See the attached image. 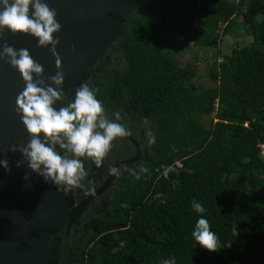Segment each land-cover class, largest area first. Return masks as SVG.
Returning a JSON list of instances; mask_svg holds the SVG:
<instances>
[{"label":"trees","instance_id":"trees-1","mask_svg":"<svg viewBox=\"0 0 264 264\" xmlns=\"http://www.w3.org/2000/svg\"><path fill=\"white\" fill-rule=\"evenodd\" d=\"M125 23L82 84L109 120L144 130L148 159L87 206L60 241L58 264H264V0H145ZM220 25L222 35L252 42L221 61L214 55L215 86L194 91L192 64L180 67L162 38L217 48ZM193 200L220 251L192 237L201 215Z\"/></svg>","mask_w":264,"mask_h":264},{"label":"clouds","instance_id":"clouds-1","mask_svg":"<svg viewBox=\"0 0 264 264\" xmlns=\"http://www.w3.org/2000/svg\"><path fill=\"white\" fill-rule=\"evenodd\" d=\"M56 17V10L45 0H0V36L7 30L14 36L23 34L36 38L40 48L50 46L56 67L60 69L62 61L57 52L60 40L54 36L61 32L62 26ZM2 49L0 59L7 58L25 82V87L16 97V110L30 138L26 145L11 146V152H19L23 156L17 167L27 162L32 171L65 194L83 188L82 182L88 175L84 158L93 161L97 167L101 166L113 142L130 135V132L122 124L108 119L102 102L87 83L75 90L72 101L64 103L66 93L62 70L49 78L50 83H46L43 66L33 59L28 49L17 50L8 44H3ZM58 102L64 106L57 109ZM119 118L117 113L116 119ZM57 145L64 151L63 156L57 151ZM0 165L11 171L7 159H0ZM109 172L118 175L119 170L112 167ZM94 191V188H89L86 194ZM192 208L201 214L192 237L205 250L220 251L223 245L204 218L206 209L203 204L193 200ZM236 232L234 227L233 233ZM123 246L121 243L120 247ZM117 251L119 249H113V253ZM163 264L176 262L175 259H166Z\"/></svg>","mask_w":264,"mask_h":264},{"label":"water","instance_id":"water-1","mask_svg":"<svg viewBox=\"0 0 264 264\" xmlns=\"http://www.w3.org/2000/svg\"><path fill=\"white\" fill-rule=\"evenodd\" d=\"M134 1L45 0L51 8L56 10V19L62 26L61 32L54 36L60 40L57 46V52L62 61L60 69L56 67L50 46L40 48L36 38L30 35L14 36L10 31L5 30L0 36V55L3 52V44L11 45L17 50L28 49L33 59L43 66V79L46 83H50L51 76L61 70L65 73L77 55L91 46L101 28L124 13L123 33L103 50L104 56L108 48L124 36L125 19L129 12L138 8L145 0H137L133 4ZM93 65L89 67V71ZM87 77L88 74L83 77L77 88ZM24 87L25 82L19 71L11 67L7 58L0 59V159H7L11 168L9 172L0 165V264H25L27 255H30L39 240L42 225L51 219L64 195L62 189H58L50 181L46 182L42 176L32 171L27 162L17 167V162L23 160V156L19 152L10 151L13 145H26L30 138L16 110V97ZM75 90L72 95H67L65 92V97L74 98ZM57 104L61 105L59 102ZM62 152L64 155L63 150ZM136 158L123 162L131 163ZM25 176L28 179H25ZM113 177L112 174L99 188L95 189L94 193L89 192L83 195L77 203L73 191L74 204L67 210L64 221L56 224L51 245L29 264L59 263L60 241L69 234L71 226L79 220L87 206L109 188ZM58 230L63 232V236L56 240Z\"/></svg>","mask_w":264,"mask_h":264},{"label":"bare ground","instance_id":"bare-ground-1","mask_svg":"<svg viewBox=\"0 0 264 264\" xmlns=\"http://www.w3.org/2000/svg\"><path fill=\"white\" fill-rule=\"evenodd\" d=\"M136 2L137 0H135L133 4ZM123 15L124 13L112 19L110 24L101 28L98 31L97 36L94 38L91 46L84 49L81 54L77 55L70 67L64 73L65 83L63 88L67 95H72L74 93V90L77 88L78 84H80V81H82L83 77L88 74L89 67L102 58V52L106 47H108V44L117 40V37L122 35L124 30V27L122 26ZM99 56L101 57L99 58ZM61 106L62 105L56 104L55 107L59 109ZM57 151L61 154V156H63L62 149H60L58 145ZM73 191L74 190L67 194L64 193L62 201L56 207L51 219L42 225L39 240L30 255H27L25 264H29L37 256L42 255L47 247L51 245L53 241L52 234L56 224L64 221L67 210L74 204L72 202Z\"/></svg>","mask_w":264,"mask_h":264},{"label":"rangeland","instance_id":"rangeland-1","mask_svg":"<svg viewBox=\"0 0 264 264\" xmlns=\"http://www.w3.org/2000/svg\"><path fill=\"white\" fill-rule=\"evenodd\" d=\"M236 1V0H232ZM238 17V21H240ZM197 22H194L196 24ZM126 24V23H125ZM222 25L219 26V33L221 31ZM242 33V30H238ZM252 42V37L242 35L240 37H230L224 36L220 33L218 39L217 48H196L193 45V41L185 37L174 38L171 34L166 33L162 38V46L170 51L172 55L176 58L178 65L184 67L186 65L192 64L193 70L196 73V77L192 80L191 86L194 91H200L207 88H213L215 84L209 79V69L210 65L214 60V55H219L217 61H221L222 56L230 55L234 49H240L249 45ZM91 71V70H90ZM88 72V76L91 72ZM73 97H65L64 103L72 101ZM213 116V112L211 117ZM204 122H207V118L204 117ZM143 141H146V135ZM260 155L264 158V147H260ZM222 171V168H218ZM63 236V232L58 230L56 232V240Z\"/></svg>","mask_w":264,"mask_h":264},{"label":"flooded vegetation","instance_id":"flooded-vegetation-1","mask_svg":"<svg viewBox=\"0 0 264 264\" xmlns=\"http://www.w3.org/2000/svg\"><path fill=\"white\" fill-rule=\"evenodd\" d=\"M101 59L98 60L97 62H101ZM96 63H94V65H96ZM90 72H92V69ZM125 128L130 132V135L120 138L121 148L120 149H112L111 150V152H112L111 156H107L101 166L97 167L93 161H91L87 158H84L85 170L88 173V175L86 176L85 180L82 183L84 185V183L87 182L88 186L87 185L84 186L83 190H85V192L79 197L78 200H76V198H75L76 203L80 200V198L83 195L86 194L87 189L94 188V190H95V189L99 188L108 178L111 177L112 174H110V172H109L110 168L115 167L119 170V172H118V175H114L113 180H112L108 190L112 189L114 187L115 181L117 180V178L119 177V175L123 169H125L126 167L138 166L141 162L146 161L148 159L147 148L144 144L146 141H143V138L145 137L144 136V130L139 125H136L133 123L127 124V126H125ZM134 158H136V160L132 161L131 163H124L123 162V161L132 160ZM81 190H82L81 188L74 189V197ZM106 191L103 192L101 195L105 194ZM87 193H89V192H87ZM101 195H99L98 197H100Z\"/></svg>","mask_w":264,"mask_h":264},{"label":"built area","instance_id":"built-area-1","mask_svg":"<svg viewBox=\"0 0 264 264\" xmlns=\"http://www.w3.org/2000/svg\"><path fill=\"white\" fill-rule=\"evenodd\" d=\"M261 148L264 147V146H260Z\"/></svg>","mask_w":264,"mask_h":264}]
</instances>
